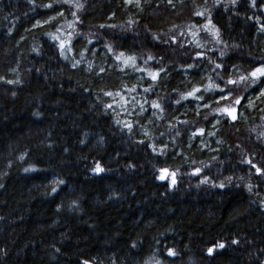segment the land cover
<instances>
[{
  "label": "trees",
  "instance_id": "1",
  "mask_svg": "<svg viewBox=\"0 0 264 264\" xmlns=\"http://www.w3.org/2000/svg\"><path fill=\"white\" fill-rule=\"evenodd\" d=\"M262 66L264 0H0V264H264Z\"/></svg>",
  "mask_w": 264,
  "mask_h": 264
},
{
  "label": "rangeland",
  "instance_id": "2",
  "mask_svg": "<svg viewBox=\"0 0 264 264\" xmlns=\"http://www.w3.org/2000/svg\"><path fill=\"white\" fill-rule=\"evenodd\" d=\"M125 3L126 4H131V5H134V6L138 7L140 5V3H141V0H125ZM40 22H42V21H39L38 23H40ZM179 26H181V25H179ZM187 26H188L187 24H184L183 26H181L179 31L180 32H186ZM170 28H173V27H170ZM173 30H174V28H173ZM113 63H114V61L109 62V64H111V65ZM260 68H264V66H262ZM18 78H19V76L16 74L15 78L11 79V81L18 80ZM133 83L142 84L144 86H149L150 81L148 80V78L146 76H144L139 71L135 75V79L133 80ZM255 86H257L256 90H250L248 92V94H247V96L245 98V101L242 103V106L239 109V111L237 110V108H234L235 111L233 112V115H235L236 118L238 117V118H243L244 120H246V118L248 116V114H247L248 110L249 111H253V110H258L259 111V110L264 109V99L261 100V102H258L259 99H261V97L264 96V79L262 81H259V83H256ZM146 91H148V90H146ZM229 93H230L229 90H225L220 95H218V97L215 100H218L222 96L227 97L229 95ZM108 97L110 98V96H108ZM122 100H123V97H120V98H117L114 103L110 104L111 105V109H112V111H113V113L115 115H118V114L121 115L123 113L125 116L130 117L131 115L143 114V112L146 110L147 104H151L152 103L150 99H146V96H145V94L143 92L140 93L138 96H136L134 100L131 99V94H130L129 103L128 104H121ZM209 104H210V102L206 103L205 105H200L199 103H196L195 109L198 110L199 108H202L204 106H208ZM187 107L188 106L182 107V111L181 112H184V114H185V112L190 110ZM152 113H153L152 116L154 118H158L160 116V114L158 113L156 107H154ZM150 116L146 117L148 119V121L151 120ZM227 116H230V115H227ZM222 117H225V116L222 115V114H217L216 113L213 122L210 123V127H208V131H211L215 120H218V119H220ZM257 123L264 127V116L263 115L260 117V120ZM141 133L148 134V133H150V131H148L146 126H142ZM200 137H203V135H200ZM211 139L213 140V142L215 144V147H217V145H219L221 143V139L215 133H213L211 135ZM201 142H203V140L198 141V143H201ZM166 174H167L166 171L164 169H162L161 172H160V176L161 175H166Z\"/></svg>",
  "mask_w": 264,
  "mask_h": 264
},
{
  "label": "snow or ice",
  "instance_id": "3",
  "mask_svg": "<svg viewBox=\"0 0 264 264\" xmlns=\"http://www.w3.org/2000/svg\"><path fill=\"white\" fill-rule=\"evenodd\" d=\"M253 4L255 5V0H253ZM48 7H51V5H48ZM151 58H152V57H149V59H151ZM257 74H259L260 76H264V68H257V69L255 70V72L252 73L253 76H256ZM149 75L152 77V79H154V80L156 79V75H157V74L149 73ZM228 83H235V82H234V81H229ZM195 91H199V90H198V89H194V92H195ZM221 91H223V90H221ZM194 92H193V93H188V95L191 96V95L194 94ZM226 98H227V97H224V96L221 97V99H226ZM235 103H236V104H239V103H240V100L237 99V100L235 101ZM154 106H155V107H159L158 104H156V105H154ZM223 111L228 112L229 115H232V118H233V119L236 118L235 115H233V112L235 111V109H231V110H230V109L225 108ZM249 163H251V161H249ZM253 167L256 169V172H257L258 174H264V170H262L261 168L257 167L256 165H253ZM95 171H96V172H101V171H103V169L100 168L99 165H98L97 168L95 169ZM197 171H199V169H198ZM173 175H174V174H173ZM160 179H164V176L161 175V176H160ZM172 182L175 183V180L173 179ZM233 243H235V241H233ZM224 246H225V245L221 243V244L217 245L216 247L223 248ZM168 251H169V255H175V253L173 252V250L169 249ZM213 251H214V248H209V249H208L209 254L213 253ZM85 264H87V262H85Z\"/></svg>",
  "mask_w": 264,
  "mask_h": 264
},
{
  "label": "water",
  "instance_id": "4",
  "mask_svg": "<svg viewBox=\"0 0 264 264\" xmlns=\"http://www.w3.org/2000/svg\"><path fill=\"white\" fill-rule=\"evenodd\" d=\"M233 119V118H232Z\"/></svg>",
  "mask_w": 264,
  "mask_h": 264
}]
</instances>
